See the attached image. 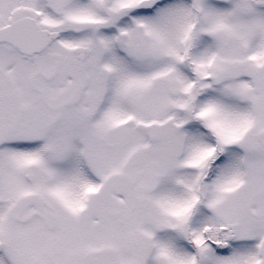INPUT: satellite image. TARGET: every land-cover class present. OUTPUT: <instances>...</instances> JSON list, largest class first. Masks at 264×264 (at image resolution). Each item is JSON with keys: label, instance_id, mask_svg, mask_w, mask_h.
<instances>
[{"label": "snow or ice", "instance_id": "obj_1", "mask_svg": "<svg viewBox=\"0 0 264 264\" xmlns=\"http://www.w3.org/2000/svg\"><path fill=\"white\" fill-rule=\"evenodd\" d=\"M0 264H264V0H0Z\"/></svg>", "mask_w": 264, "mask_h": 264}]
</instances>
